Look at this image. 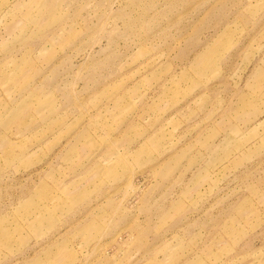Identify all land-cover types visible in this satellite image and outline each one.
Masks as SVG:
<instances>
[{"label":"rangeland","instance_id":"374dc122","mask_svg":"<svg viewBox=\"0 0 264 264\" xmlns=\"http://www.w3.org/2000/svg\"><path fill=\"white\" fill-rule=\"evenodd\" d=\"M0 264H264V0H0Z\"/></svg>","mask_w":264,"mask_h":264},{"label":"crops","instance_id":"0c3cea01","mask_svg":"<svg viewBox=\"0 0 264 264\" xmlns=\"http://www.w3.org/2000/svg\"><path fill=\"white\" fill-rule=\"evenodd\" d=\"M15 66H17V67H20V65H19V64L15 65ZM8 74H9V73H7V74H6V76H7ZM12 110H13V109H12ZM13 111H14V114L16 115V114H17V113H16V112H17L16 108H14V110H13Z\"/></svg>","mask_w":264,"mask_h":264}]
</instances>
